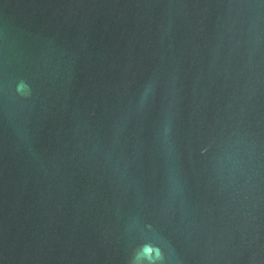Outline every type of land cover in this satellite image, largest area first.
<instances>
[{"label":"water","instance_id":"water-1","mask_svg":"<svg viewBox=\"0 0 264 264\" xmlns=\"http://www.w3.org/2000/svg\"><path fill=\"white\" fill-rule=\"evenodd\" d=\"M0 264H264V0H0Z\"/></svg>","mask_w":264,"mask_h":264}]
</instances>
